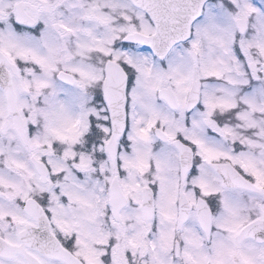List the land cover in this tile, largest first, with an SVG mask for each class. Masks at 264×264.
Segmentation results:
<instances>
[{"label":"snow or ice","instance_id":"1","mask_svg":"<svg viewBox=\"0 0 264 264\" xmlns=\"http://www.w3.org/2000/svg\"><path fill=\"white\" fill-rule=\"evenodd\" d=\"M0 264H264V0H0Z\"/></svg>","mask_w":264,"mask_h":264}]
</instances>
